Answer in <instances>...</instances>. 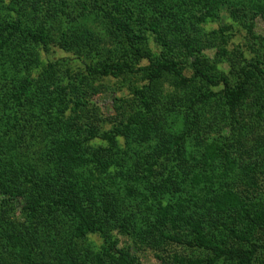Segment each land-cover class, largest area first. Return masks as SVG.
<instances>
[{"label":"rangeland","instance_id":"rangeland-1","mask_svg":"<svg viewBox=\"0 0 264 264\" xmlns=\"http://www.w3.org/2000/svg\"><path fill=\"white\" fill-rule=\"evenodd\" d=\"M107 13L131 24L132 41ZM41 23L46 48L0 28V264H210L211 250L186 245L199 233L222 249L257 246L252 264H264V0H0V27ZM75 25L78 38L61 41ZM123 52L128 67L104 76ZM168 61L179 74L152 80ZM21 79L24 106L11 94ZM242 82L232 114L224 92ZM51 94L66 119L58 100L28 113ZM74 100L89 105L73 113ZM5 112L17 113L10 132ZM114 129L117 158L101 168L91 152ZM68 197L96 215L85 235L79 212L57 204Z\"/></svg>","mask_w":264,"mask_h":264},{"label":"trees","instance_id":"trees-1","mask_svg":"<svg viewBox=\"0 0 264 264\" xmlns=\"http://www.w3.org/2000/svg\"><path fill=\"white\" fill-rule=\"evenodd\" d=\"M121 0H113L114 2V9L117 6V2H119ZM108 17V21L110 22L111 28L114 29L117 32H121L122 35L124 34L128 40L132 41V37H133V29L130 23L121 20L119 18H114L110 13H107L106 15ZM20 24V23H19ZM20 26V25H19ZM15 24H6L1 26L0 28H2L4 31H6L7 33V37L6 38H11L14 40V38L16 36H18L19 41L21 42V44L23 45H31V46H35L36 45H42L44 48L47 47V45L49 44L50 40H51V34L50 31L48 30V27L44 24L41 23L40 27L36 30H29L28 27L27 28H22L21 26L19 27ZM73 29V30H72ZM69 28L68 30L70 31V33L64 31L62 33V38L61 41L63 42H69V39L72 41V39L76 40L77 38L75 37V31L79 30L78 26L75 25L73 28ZM83 29V28H82ZM81 29V30H82ZM13 30L16 31V33H13ZM80 30V31H81ZM3 35L2 30L0 29V38ZM16 35V36H15ZM83 35V34H82ZM72 39H71V38ZM74 37V38H73ZM5 38V39H6ZM83 39H86V36L83 35L81 36L80 40L82 41ZM18 41V42H19ZM6 42V40H1L0 39V47L2 46V44H4ZM20 44V48L21 47ZM170 51V50H169ZM124 54L120 57V56H116L115 58H111L110 61L108 63H105L101 70L105 69L104 71V76H108L109 74L116 76L117 74L120 73V71L124 70V68L128 67V62L124 59L125 56H127V53L123 52ZM137 53L140 56H148L147 54H145L143 52V50H140L137 48ZM155 67V66H154ZM97 68L96 67H89L88 70L91 74H97ZM179 74L178 73V69L175 63H170V61L166 62L165 64H159L158 66V70L154 71V74L151 76L152 80H157L162 74ZM180 76V75H179ZM195 77L199 78L202 77L203 80H206L207 82L213 83L212 78H210V76L204 72L203 70L197 69L195 71ZM14 83H16L15 85V89L14 92L11 93L13 96H17L18 98V104H22V102L25 99H30L31 95L30 93L32 92V85L30 84V81H25L24 79L21 80H15L13 81ZM245 82V81H244ZM242 82V86L239 87V91L237 92H229L226 91L224 92V97H225V101L227 103V106L229 107V111L232 114H235V110L237 108V105L239 103V101L242 99V96L246 93V90L243 86ZM225 83V82H224ZM20 85V86H19ZM31 89V92H30ZM39 92V90L34 91V98L36 96V94ZM32 98V97H31ZM145 98V97H144ZM34 100V104L27 103V105H29L32 109H30L28 111V113L30 114H37L40 113L42 114L43 111H45L49 106H51V103L53 104L56 100H58V103L56 105V109L58 114L63 118L66 119L65 117V112L66 110L69 108L65 103H63V101H61L59 98H55L54 95H49V97L47 98V100L43 103H38L36 104L35 99ZM41 102V101H40ZM73 108H71V111L73 113L75 112H79V108H81V110L87 109V107H83L84 105H87V103H84L82 100H74L73 101ZM89 105V104H88ZM87 105V106H88ZM22 106H24V104H22ZM6 107V106H5ZM6 109V108H5ZM78 110V111H77ZM8 114V113H7ZM2 117H5L8 121H6L8 127H6V130H3L4 132H10L13 128H11L12 126H15V124H13V119H17V113L15 112V115H13L12 113L9 114V117L7 115L6 117V112L2 114ZM17 123V121H16ZM126 126H124L125 128ZM144 127V126H143ZM68 131V130H67ZM69 132V131H68ZM75 133V132H74ZM123 135V131H120L119 129H114L113 132L110 133H104L102 135V139L107 141L109 143V148L107 149H96L94 150V152H91V156L92 158L99 163V165L101 166V168H106L110 165V160L113 159V157L117 158L115 154L111 153L110 147L111 145H114L115 142V136H119V135ZM0 143L3 144V140L1 138ZM209 151V150H208ZM206 151L205 155H209V158L211 156V153ZM124 154V153H123ZM85 156L83 154H81V156H79L76 160L82 161L83 158ZM89 158V157H88ZM120 161L124 160V158L122 159V156L119 158ZM52 196V195H50ZM55 196V195H54ZM53 197H48V201L47 203L49 204V201L52 200ZM174 201L171 200L170 203H168L167 207H165V210L169 207V208H173L176 207L178 204L173 203ZM57 204L60 205H64V206H69L70 208H72L73 210H77L79 212V217H81V223L77 228V234L78 236H82L85 235L86 232H88L89 230H92L95 228V221H94V216H96L95 214H93L92 212H86L85 209L80 208L74 201V198H65V199H57ZM199 229L196 231L197 233H199ZM166 238L171 239L173 242H177L179 244H181V239L179 237H171L169 235H164ZM177 236V235H175ZM15 237V236H14ZM197 245H202L204 247V249L206 250H211V252L213 253V257L212 259L209 261L210 264H216V262L218 260H220L221 258H230V259H237L238 264H252L253 263V254L256 251L257 246H254V248L252 250H247V249H239V248H234L231 247L229 249H222L218 246L213 245L209 240L204 239V237L199 233L194 242H189L186 243V245H188L189 247H193L196 246L195 242H197ZM106 251V250H105ZM110 258L114 259V257L112 255H109ZM177 261L180 262V264H186L184 263L183 259H177ZM200 263V262H199ZM198 263V264H199ZM188 264H195L191 261L188 262Z\"/></svg>","mask_w":264,"mask_h":264}]
</instances>
